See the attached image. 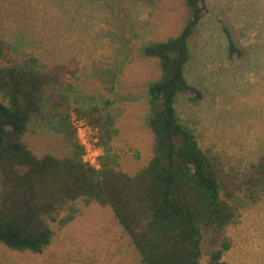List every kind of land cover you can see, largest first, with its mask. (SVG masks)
<instances>
[{"label": "rangeland", "instance_id": "1", "mask_svg": "<svg viewBox=\"0 0 264 264\" xmlns=\"http://www.w3.org/2000/svg\"><path fill=\"white\" fill-rule=\"evenodd\" d=\"M205 1L208 12L189 41L185 72L202 98L191 102L181 95L175 108L225 171H242L264 153V0ZM184 15L182 0H0V39L13 52L38 58L58 78L48 89L44 119L32 122L23 137L27 148L37 157L67 156V137L54 128L68 116L80 146L73 123L87 126L99 163L100 131L74 112L97 108L100 118L113 116L109 147L120 170L134 175L143 168L153 149L144 124L145 90L157 68L138 47L177 35ZM224 29L239 57H229ZM235 203L240 217L227 229L232 245L222 262L264 264V197L255 203L237 197ZM75 208L66 226L51 225L53 239L40 254L0 243V264H142L109 207L80 200Z\"/></svg>", "mask_w": 264, "mask_h": 264}, {"label": "trees", "instance_id": "2", "mask_svg": "<svg viewBox=\"0 0 264 264\" xmlns=\"http://www.w3.org/2000/svg\"><path fill=\"white\" fill-rule=\"evenodd\" d=\"M182 2L179 33L138 47L140 57L155 62L157 77L145 90L144 124L153 137L152 156L134 175L121 171L118 156L110 151L116 133L111 112L100 118L97 108L74 112L100 131L104 153L99 168L83 160L68 116L54 128L67 137V156L37 157L27 148L23 137L32 122L44 119L48 89L58 78L38 58L13 52L0 39V243L42 253L54 236L51 225L66 226L77 213L76 203L84 200L112 210L142 264H203L204 257L206 264H223L232 245L227 229L240 217L235 199L255 203L264 197V153L242 171H225L179 118V96L191 102L202 98L185 72L189 41L208 12L205 0ZM224 32L229 57H239L232 36Z\"/></svg>", "mask_w": 264, "mask_h": 264}, {"label": "built area", "instance_id": "3", "mask_svg": "<svg viewBox=\"0 0 264 264\" xmlns=\"http://www.w3.org/2000/svg\"><path fill=\"white\" fill-rule=\"evenodd\" d=\"M73 125L77 131L81 146L85 151L84 161L89 163L94 168H99L98 156L100 150L95 147L93 142L87 140V126H85L81 120H75Z\"/></svg>", "mask_w": 264, "mask_h": 264}]
</instances>
